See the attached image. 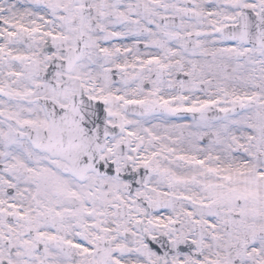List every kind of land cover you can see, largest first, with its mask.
<instances>
[{
    "label": "snow or ice",
    "instance_id": "obj_1",
    "mask_svg": "<svg viewBox=\"0 0 264 264\" xmlns=\"http://www.w3.org/2000/svg\"><path fill=\"white\" fill-rule=\"evenodd\" d=\"M0 264H264V0H0Z\"/></svg>",
    "mask_w": 264,
    "mask_h": 264
}]
</instances>
